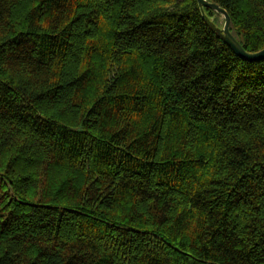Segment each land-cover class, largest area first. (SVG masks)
Instances as JSON below:
<instances>
[{"label": "trees", "instance_id": "16d2710c", "mask_svg": "<svg viewBox=\"0 0 264 264\" xmlns=\"http://www.w3.org/2000/svg\"><path fill=\"white\" fill-rule=\"evenodd\" d=\"M249 53L264 0H207ZM198 0H0V264H264V61Z\"/></svg>", "mask_w": 264, "mask_h": 264}, {"label": "water", "instance_id": "95a60500", "mask_svg": "<svg viewBox=\"0 0 264 264\" xmlns=\"http://www.w3.org/2000/svg\"><path fill=\"white\" fill-rule=\"evenodd\" d=\"M198 3L204 15L205 9H210L215 15L224 18L222 28L215 27L211 23L213 20H211L210 24L214 29H216L222 40L235 52L238 57L252 63L264 61V50L258 53H249L240 44L236 35L232 32V20L226 10L215 3L208 2L207 0H198Z\"/></svg>", "mask_w": 264, "mask_h": 264}, {"label": "rangeland", "instance_id": "374dc122", "mask_svg": "<svg viewBox=\"0 0 264 264\" xmlns=\"http://www.w3.org/2000/svg\"><path fill=\"white\" fill-rule=\"evenodd\" d=\"M218 22L221 26L224 24V18L223 17H218Z\"/></svg>", "mask_w": 264, "mask_h": 264}]
</instances>
